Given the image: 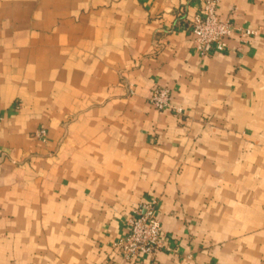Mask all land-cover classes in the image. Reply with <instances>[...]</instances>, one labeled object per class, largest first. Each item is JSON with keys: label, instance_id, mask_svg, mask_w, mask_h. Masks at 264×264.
<instances>
[{"label": "crops", "instance_id": "obj_1", "mask_svg": "<svg viewBox=\"0 0 264 264\" xmlns=\"http://www.w3.org/2000/svg\"><path fill=\"white\" fill-rule=\"evenodd\" d=\"M201 8L0 0V264H264V0L220 1L257 35L209 56ZM154 198L172 251L130 262L113 243Z\"/></svg>", "mask_w": 264, "mask_h": 264}, {"label": "built area", "instance_id": "obj_2", "mask_svg": "<svg viewBox=\"0 0 264 264\" xmlns=\"http://www.w3.org/2000/svg\"><path fill=\"white\" fill-rule=\"evenodd\" d=\"M221 0H201V11L189 21L193 35V46L202 56L224 53L230 47V40L236 33L239 50L246 46L257 31L248 27H238L231 19H223L218 12ZM172 92L168 87H156L150 96L151 104L158 110L172 107ZM178 115L182 109L175 108ZM46 130L35 133L38 138H46ZM158 199L145 202L135 210L136 217L129 219V230L113 243L130 262L144 259L155 260L160 251H172L164 242L162 224L158 217Z\"/></svg>", "mask_w": 264, "mask_h": 264}]
</instances>
